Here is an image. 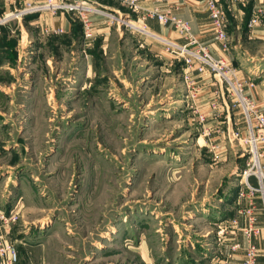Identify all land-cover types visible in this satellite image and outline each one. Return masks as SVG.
<instances>
[{"label":"rangeland","instance_id":"374dc122","mask_svg":"<svg viewBox=\"0 0 264 264\" xmlns=\"http://www.w3.org/2000/svg\"><path fill=\"white\" fill-rule=\"evenodd\" d=\"M244 1L240 41L251 24L264 30V0ZM81 3L113 15L112 37L84 41L79 18L71 37L34 25L24 36L22 23L60 11L47 7L0 16V66L16 76L0 97V209L17 214L7 235L16 264H222L233 244V264L242 261L251 239L264 245V232H243V211L264 207L242 110L220 98L200 106L181 58L161 42L145 50L156 37L120 22L140 25L128 4L129 17ZM252 35L246 48L262 64L250 89L264 80V31Z\"/></svg>","mask_w":264,"mask_h":264},{"label":"crops","instance_id":"0c3cea01","mask_svg":"<svg viewBox=\"0 0 264 264\" xmlns=\"http://www.w3.org/2000/svg\"><path fill=\"white\" fill-rule=\"evenodd\" d=\"M23 0H14V3L7 4L4 3L3 0H0V16L3 15V17L8 16L11 14V11H13L16 7L21 6L23 4ZM34 5H42L44 2L43 0H29ZM80 1L81 0H75ZM91 3L98 5L99 7H104L106 9L114 10L115 12H120V15H124L129 17L130 14H127L129 11L128 9L123 12L121 5L123 3L128 4L127 0H119L117 7L110 6L105 3V0H89ZM258 3L262 0H257ZM239 2L241 4H239ZM219 3L221 7L223 8L224 13H226L227 17V45L228 49L223 50L222 45L219 41L215 38V31L212 28L210 17L205 9V6L203 4L202 0H138V4L141 9L136 10L135 12L132 11V15L134 17V20H138L140 23L142 22V14L144 9H150L153 6H159L161 9H166L168 6L172 7V11L174 14H176L177 17L181 18L182 20H187L189 22L190 30H192V33L196 36V38L200 41L206 44L210 47V50L215 56H222L226 61H229L233 66H236L237 68V75L243 80H249L251 78H254L253 76H261V73L258 71L260 68V64H262L260 61H258V58H256L257 55L254 53H250L247 45L251 41V39H254L255 35L257 33H262L264 30L263 28H259V26H252L253 30H250V33L252 34H246L245 37H243L242 41H240V34L242 33V20L243 16L246 12H248V8L245 5L244 0H219ZM175 5H177L175 7ZM130 7V5L128 4ZM131 8V7H130ZM132 9V8H131ZM249 13V12H248ZM244 14V15H243ZM92 17L94 28L93 33L95 29V36L101 37L103 40L108 39V37H112V35L115 33L114 28L112 29L110 24H108L105 16H100L98 14H93ZM27 20V19H26ZM137 22V21H136ZM135 22V23H136ZM145 25L148 29V31L154 32L155 34L161 35L163 37H166L167 39H173L176 42L184 43V38L180 35V33L177 30H174L171 24L164 25L161 24L155 17L152 18H146L145 19ZM248 22V21H247ZM246 23V22H245ZM78 21H76V18L73 17L71 13H67L64 11H59L56 13H52L50 11H45L42 13H38V16L35 17V20L28 23L27 29L26 25L22 23L21 29H23L24 36L27 37L29 35V28L31 25H34L36 27V32L39 34L45 35L48 34H56L60 37H71L72 35H75L74 33V27L76 28L78 25ZM245 25V24H244ZM248 25V23H247ZM250 26V25H249ZM8 28V26H6ZM0 28V33L5 31L4 29ZM81 28V27H80ZM249 28V27H248ZM58 29H61L62 32H57ZM257 29V31H256ZM121 36H123L124 41L127 40V38L133 37L127 30L122 29L121 30ZM256 32V33H255ZM35 35V34H32ZM138 37L135 39L137 42H139V46L143 47L144 43L147 44V40L149 39L147 46H145V50L151 52H157L162 50L161 47H159V40L156 41V38H147L145 40V36L143 34H139ZM1 38V37H0ZM133 40V39H131ZM246 43V44H245ZM245 44V45H244ZM264 57H260L262 59ZM1 68V66H0ZM5 69V73H0V97L2 93H8L9 90L12 91L14 84H12V77L13 81L16 80V76L14 74V69L10 66L2 67ZM1 68V69H2ZM194 77H196L199 82V85H201L202 88V97L200 98V106H206L208 108L209 102H212L213 108L215 107V102L220 98L221 105L220 107H225L227 110H229L230 105V95H228L227 88L224 86L223 82L218 79L214 78V76L208 74V73H202L199 74L196 71H192ZM9 81L5 80L4 77H9ZM2 79V80H1ZM255 86L250 89L246 88L247 92L249 91L250 95L255 98L257 101L258 108L261 109L264 112V80H258L256 79ZM259 81V82H258ZM12 96V93H10V98ZM239 111H233V114L235 115ZM231 113V112H230ZM239 116L241 115L238 114ZM235 116H233V120H235ZM263 162H264V154H263ZM262 200V198H261ZM255 203L257 206L260 204L259 200H255ZM262 203V201H261ZM264 207V205H263ZM260 214L258 216L260 221L264 220V215L262 211L259 209L257 211ZM9 231H6L4 226L0 223V235H8ZM251 241L257 245L258 247V264H264V245L262 244L261 240L258 239H251ZM247 243V240H245ZM245 243V244H246ZM237 264H242V261L238 262Z\"/></svg>","mask_w":264,"mask_h":264},{"label":"built area","instance_id":"2783aa9c","mask_svg":"<svg viewBox=\"0 0 264 264\" xmlns=\"http://www.w3.org/2000/svg\"><path fill=\"white\" fill-rule=\"evenodd\" d=\"M4 3L12 4L14 0H3ZM205 9L210 17L212 28L215 31V38L222 45L223 50L228 49L227 45V17L221 7L219 0H202ZM21 6L16 7L11 11V15L16 18L22 17L29 12H34L40 8L47 7L52 11L60 10L67 13H71L73 17L79 18L81 21V33L84 41L91 39L93 33V20L90 13L106 16L108 18L113 15L105 9L94 8L88 5H83L80 1L75 0H43L42 5H34L29 0H23ZM128 4L135 12L141 9L138 0H127ZM177 5H175L176 7ZM155 17L161 24H171L174 30H177L180 35L184 38V43L176 42L173 39H167L161 35L155 34L154 32L148 31L145 25L146 18ZM142 22L140 25H132L128 19H122L120 21L124 24H129L133 28H137L140 31L145 32L150 36L156 37L164 46L165 51L176 57H180L185 65L187 75H190L192 71H196L199 74L208 73L214 78L220 79L225 83L227 92L231 95V107H239L243 114L246 126V133L248 135V142H251L252 146L255 147V152L252 153L254 163H257V169L253 174L256 173L259 184L257 187L251 188L253 191L261 193L262 202L264 205V173L263 164L261 163L262 156L264 154V112L258 108V105L253 97L245 94L246 88H250L253 82L243 80L237 75V68L233 66L229 61H226L222 56H215L210 47L200 42L196 36L190 30L189 22L182 20L173 13L172 7L168 6L166 9H161L159 6H153L150 9H144L142 14ZM57 32H62L58 29ZM196 92L195 89L192 88ZM192 94L195 95V92ZM237 130L234 133L236 138L239 135ZM263 149L262 152L259 149ZM245 216V227L243 232L249 239L256 237L257 235L264 232V227L259 226L257 221V215L255 207L252 205L243 211ZM17 219L15 210L9 212L4 209H0V223L4 226L5 230L8 231L9 225ZM239 249V244H233L230 247L231 254L224 259L222 264H233L232 253ZM258 248L253 243H249L243 251L242 264H258ZM18 259V253L16 248L8 241L7 235H0V264H16Z\"/></svg>","mask_w":264,"mask_h":264}]
</instances>
